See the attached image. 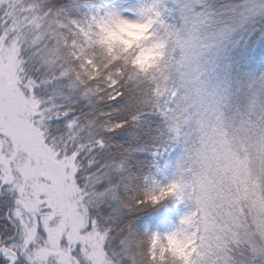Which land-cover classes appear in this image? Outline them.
<instances>
[{
    "label": "snow or ice",
    "instance_id": "obj_1",
    "mask_svg": "<svg viewBox=\"0 0 264 264\" xmlns=\"http://www.w3.org/2000/svg\"><path fill=\"white\" fill-rule=\"evenodd\" d=\"M257 17L264 0H0V264H264V76L235 94L205 78ZM121 21H151L150 39L109 54ZM169 199L188 208L177 225L136 227Z\"/></svg>",
    "mask_w": 264,
    "mask_h": 264
},
{
    "label": "trees",
    "instance_id": "obj_2",
    "mask_svg": "<svg viewBox=\"0 0 264 264\" xmlns=\"http://www.w3.org/2000/svg\"><path fill=\"white\" fill-rule=\"evenodd\" d=\"M190 2H194V0H190ZM237 2L238 0H206V3L217 12L224 11ZM51 3L53 6L60 7L69 3L77 5L87 3V0H51ZM70 15L74 18H80L81 12L79 9H75L70 11ZM225 19H228V17H225ZM148 23L151 24V27H148L147 30H134L124 27V31H118L116 28H112V31L117 33V38L109 39L107 31H105L100 37L99 43L106 48L109 54L113 52L126 53L134 46L150 39L152 22L148 21ZM239 28L241 30H236L222 44L220 56L205 55V60L211 62L206 68L205 78L209 80H218L219 78V81L230 84L234 94L240 93L241 88L246 90L247 86L251 85L253 81L264 76V18L257 17ZM164 52V42H156L144 47L136 56L133 67L141 73H147L164 59ZM222 78L225 80H222ZM161 181L163 183L167 182L163 177ZM167 190L174 195L182 189L178 183H172ZM171 205L172 200L169 199L155 209H149L138 214L135 218L136 227L141 230L162 232V221ZM169 252L173 256L184 258H187L188 255L187 252L178 255Z\"/></svg>",
    "mask_w": 264,
    "mask_h": 264
},
{
    "label": "rangeland",
    "instance_id": "obj_3",
    "mask_svg": "<svg viewBox=\"0 0 264 264\" xmlns=\"http://www.w3.org/2000/svg\"><path fill=\"white\" fill-rule=\"evenodd\" d=\"M148 24H149L148 21L147 22H129V21H122V27H126V28H129V29H134V30L145 29ZM113 29H115V27ZM236 30H241V29L239 27H237ZM221 47L218 48V49H213V51L211 53H207L206 55L212 54L213 57H215L216 55L217 56H220L219 53L221 51L220 50ZM209 56H211V55H209ZM214 60L216 61V59H214ZM205 62L207 63V60H205ZM223 79L224 78H222V80ZM210 81L212 83L221 82V80L219 81V78H218V80H210ZM158 179L161 180L162 177H158ZM162 193H167L168 194L167 196H171L172 195V192H170L168 190L167 191H162L160 194H162ZM159 195L153 196V197H151V199L155 201ZM171 200H172L171 208L167 211V213H166V215H165V217H164V219L162 221V232H167L168 230L172 229L175 225H177L178 222H179V219L181 218V216L188 210V208H187V206L185 204H183V203L177 204V202L175 201V199H171ZM156 243H157V240L154 239L153 240V244L155 245ZM189 247H191V245H187L186 247L185 246H180V249L177 250L176 248L172 247L167 242V250L173 252L175 255H178L180 253H186V252L188 253L187 249Z\"/></svg>",
    "mask_w": 264,
    "mask_h": 264
},
{
    "label": "clouds",
    "instance_id": "obj_4",
    "mask_svg": "<svg viewBox=\"0 0 264 264\" xmlns=\"http://www.w3.org/2000/svg\"><path fill=\"white\" fill-rule=\"evenodd\" d=\"M147 27H151V24L149 23V24L147 25ZM147 27L145 28V30H147ZM115 28H116L118 31H124V30H125V28L122 27V21L119 22V23H117L116 26H115ZM106 31L108 32V38H109V39H116V38H117V33H116V32H113V31H112V28L107 29ZM167 195H168L167 193H162V194H160V195L157 197L156 200H159V199H162V198H164V197H167ZM167 242H168L172 247L176 248L177 250L180 249V244L177 242V239H176L175 236L169 238Z\"/></svg>",
    "mask_w": 264,
    "mask_h": 264
}]
</instances>
